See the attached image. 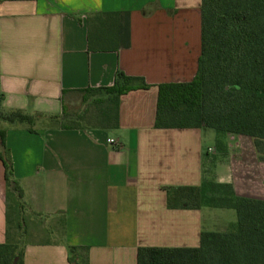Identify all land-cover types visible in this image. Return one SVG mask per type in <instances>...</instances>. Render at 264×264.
<instances>
[{
	"label": "crops",
	"instance_id": "0c3cea01",
	"mask_svg": "<svg viewBox=\"0 0 264 264\" xmlns=\"http://www.w3.org/2000/svg\"><path fill=\"white\" fill-rule=\"evenodd\" d=\"M90 14L109 15L106 27L89 19L93 46L111 33L116 49L89 47ZM200 18V0H0V110L45 116L31 130L0 123L34 233L54 236L25 244L24 264H70L71 246L88 248V264H137L139 246L197 247L202 231L235 224L224 220L230 208L169 207L167 187L213 179L264 200L250 136L225 134L220 154L208 128L154 126L158 85L197 72ZM117 71L148 85L120 96L117 127L46 123L80 90L112 86ZM4 175L0 159V244L11 237Z\"/></svg>",
	"mask_w": 264,
	"mask_h": 264
},
{
	"label": "trees",
	"instance_id": "16d2710c",
	"mask_svg": "<svg viewBox=\"0 0 264 264\" xmlns=\"http://www.w3.org/2000/svg\"><path fill=\"white\" fill-rule=\"evenodd\" d=\"M201 53L198 69L187 82L160 83L157 89L155 127L210 128L215 132V148L225 153L227 133L250 136L260 159H264V0H200ZM105 14L87 17L89 47L116 49L110 40L92 44L89 19L98 27L107 26ZM111 15V14H110ZM117 16L112 14V18ZM115 19V18H114ZM117 29V23L114 21ZM107 34L99 32L100 37ZM148 87L140 76L116 72L112 86L80 90L99 104L98 122L89 126L115 128L119 124L120 96L129 90ZM65 108V107H64ZM64 113L62 118L47 116V124L60 128H79ZM45 116L18 109L0 110V123L26 125L28 129ZM5 130L0 126V159L5 168L8 228L12 214L25 207L22 188L14 177L10 156L5 147ZM167 205L172 208H232L235 224L226 231H202L197 247H138L137 264H264V200L235 194L230 183L204 179L199 186L167 187ZM20 221V226L22 219ZM18 221V223H19ZM12 230V227H11ZM10 230V231H11ZM7 235L0 244V264H24L19 238ZM19 248V249H18ZM86 246L68 249L70 264H88Z\"/></svg>",
	"mask_w": 264,
	"mask_h": 264
},
{
	"label": "rangeland",
	"instance_id": "374dc122",
	"mask_svg": "<svg viewBox=\"0 0 264 264\" xmlns=\"http://www.w3.org/2000/svg\"><path fill=\"white\" fill-rule=\"evenodd\" d=\"M98 96L100 95L90 96L87 93L81 92L75 95V98L70 103H67V109L65 110V113H69L68 116L74 121V125H92L98 122L97 117H95V112L98 111L99 106V104L95 102V99ZM208 131L213 133V130L210 128H208ZM25 210L26 209L24 207L20 214H18V212H16L15 214L14 212V214L11 215V231L13 232V240L16 241L19 238L21 242L19 248L27 244L28 242L40 241L49 237L51 239L54 237L50 236L49 227H46V229L48 230V234L38 231H35L34 233L36 227L32 225L33 223H31L30 221L31 214L29 212H26ZM224 212L227 213V216L224 219L226 223H230V221L234 223L236 222L237 214L232 208L224 209ZM21 219L22 222L20 226L19 220Z\"/></svg>",
	"mask_w": 264,
	"mask_h": 264
},
{
	"label": "built area",
	"instance_id": "2783aa9c",
	"mask_svg": "<svg viewBox=\"0 0 264 264\" xmlns=\"http://www.w3.org/2000/svg\"><path fill=\"white\" fill-rule=\"evenodd\" d=\"M115 142L113 139H108V143H113Z\"/></svg>",
	"mask_w": 264,
	"mask_h": 264
}]
</instances>
